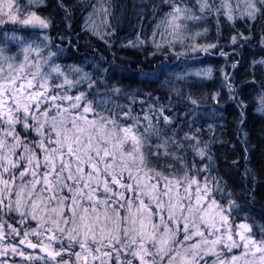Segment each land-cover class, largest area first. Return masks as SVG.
Listing matches in <instances>:
<instances>
[{
  "label": "snow or ice",
  "instance_id": "obj_1",
  "mask_svg": "<svg viewBox=\"0 0 264 264\" xmlns=\"http://www.w3.org/2000/svg\"><path fill=\"white\" fill-rule=\"evenodd\" d=\"M56 6L70 31L71 10L63 0ZM152 7L154 14L168 9L152 33V50L139 37V44L129 42L145 48L149 63L214 49L227 62L243 55L257 28L264 53V0H160ZM47 8L42 0H0V264H9V256L11 264H264V224L248 222L245 205L219 173L213 141L188 120L198 99L188 93L193 109L181 117L171 101L166 106L144 93L136 112L139 89L126 91L130 86L110 85L96 70L57 62L64 48L51 35L55 17L40 14ZM84 10L89 19L111 15L103 0ZM213 23L218 37L222 26L233 30L232 53L198 42ZM104 24V35L114 34ZM248 69L241 86L221 70L241 130L250 103L264 115V55ZM212 71L185 76L204 81ZM120 96L128 103H118ZM243 152L248 164L247 146ZM232 164L238 170L239 161ZM244 176L251 179L242 199L255 204V173L246 167Z\"/></svg>",
  "mask_w": 264,
  "mask_h": 264
},
{
  "label": "trees",
  "instance_id": "obj_2",
  "mask_svg": "<svg viewBox=\"0 0 264 264\" xmlns=\"http://www.w3.org/2000/svg\"><path fill=\"white\" fill-rule=\"evenodd\" d=\"M48 5L46 11L40 13L43 16H54L57 27L51 35L56 44L64 48L61 59L57 62L71 65L79 64L85 67L86 71H98L103 75L110 85H128L126 91L140 90V96L135 107L136 112H140V99H147L144 93H152L153 97H159L160 103L168 105L171 101L172 110L181 117L185 113L191 112L193 106L188 102L189 92L199 101V106L195 116H189V122H195V126L201 128L202 139L212 140L211 151L216 164L219 166L220 175L228 181V186L239 202L244 204L252 219L250 224H264V115L258 113L255 103H250L246 113V124L241 130L238 124L239 110L228 99L227 88L222 86V72L227 71L234 76V83L243 85L248 79V65L253 59L259 60L264 53L258 44L259 31L256 29V38L253 39L242 56H235L234 59L227 60L220 55L219 50H210V54L200 53L180 56L178 58L167 59L161 64L159 59L152 60L151 63L145 59L147 51H151L152 33L156 29V23L161 19L163 13L168 11L164 8L159 14H154L153 5H159L160 0H103L111 15L105 17L112 28L114 34L104 35L106 25L103 23L93 24L87 20L88 11L84 10L85 3H95L96 0H63V3L71 10L70 22L72 28L69 31L67 22L63 21V10L57 9V0H42ZM155 16V18H154ZM209 31L198 38L201 44L214 43L227 53H232L230 46V36L233 30L227 26H222L219 37L215 24L205 25ZM202 26V27H205ZM96 27L100 35L92 33L91 29ZM237 27H240L237 24ZM202 30V28H201ZM241 30H243L241 28ZM103 36V39H101ZM61 37L65 41L61 44ZM147 42V51L144 47L133 48L129 42ZM71 40V44L68 43ZM108 41V43H105ZM111 44V47H109ZM122 45H129L122 47ZM176 51L183 52L185 49L177 45ZM114 54V55H113ZM240 61L238 70H233L231 64ZM99 65V69L94 66ZM211 67L212 77L204 81L196 77L185 74L198 68ZM107 69V72H103ZM155 73V76L147 78L144 74ZM181 77L182 79H178ZM181 89V95L177 96L174 89ZM219 93L217 100L211 99L212 94ZM251 95H255L252 89L247 90ZM118 103L126 104L128 101L123 96L115 97ZM151 103V101H149ZM148 107L147 104L144 105ZM142 114V113H141ZM211 125L212 131H209ZM187 131V126L184 129ZM247 133V144L245 140ZM249 149V163L243 160V148ZM235 147V152L233 148ZM227 158L228 164L224 161ZM239 161V166L232 164V161ZM249 168L255 173L254 187L257 189L255 197L256 203L250 204L242 199L243 186L251 179L245 177V168ZM243 215V214H242ZM17 259V258H16ZM9 264H11V260Z\"/></svg>",
  "mask_w": 264,
  "mask_h": 264
},
{
  "label": "rangeland",
  "instance_id": "obj_3",
  "mask_svg": "<svg viewBox=\"0 0 264 264\" xmlns=\"http://www.w3.org/2000/svg\"><path fill=\"white\" fill-rule=\"evenodd\" d=\"M19 2L21 4H25L27 3V0H19ZM43 2V1H42ZM104 5L106 6V4L104 3ZM87 20L89 22H92L93 24H96V23H101L103 24L104 23V20H105V16L103 13H99V14H94L90 19L87 17ZM156 40L157 42H159L161 40V37L159 35L156 36ZM185 51V50H184ZM0 259H3V257H0ZM7 259H12L11 256L7 257ZM17 259H19V257H17ZM9 261V260H8Z\"/></svg>",
  "mask_w": 264,
  "mask_h": 264
}]
</instances>
